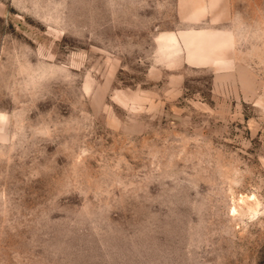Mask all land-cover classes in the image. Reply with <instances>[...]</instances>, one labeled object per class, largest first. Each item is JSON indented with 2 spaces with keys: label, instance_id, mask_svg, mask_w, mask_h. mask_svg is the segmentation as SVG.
<instances>
[{
  "label": "rangeland",
  "instance_id": "rangeland-1",
  "mask_svg": "<svg viewBox=\"0 0 264 264\" xmlns=\"http://www.w3.org/2000/svg\"><path fill=\"white\" fill-rule=\"evenodd\" d=\"M0 264H264V0H0Z\"/></svg>",
  "mask_w": 264,
  "mask_h": 264
}]
</instances>
